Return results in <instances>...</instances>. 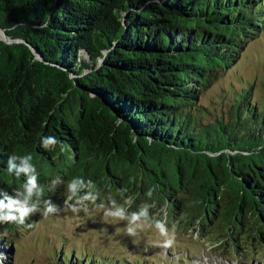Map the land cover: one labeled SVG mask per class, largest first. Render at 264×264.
Segmentation results:
<instances>
[{"label": "trees", "instance_id": "16d2710c", "mask_svg": "<svg viewBox=\"0 0 264 264\" xmlns=\"http://www.w3.org/2000/svg\"><path fill=\"white\" fill-rule=\"evenodd\" d=\"M0 28V253L38 210L99 196L264 244V110L250 87L227 118L198 105L264 0H0Z\"/></svg>", "mask_w": 264, "mask_h": 264}, {"label": "rangeland", "instance_id": "374dc122", "mask_svg": "<svg viewBox=\"0 0 264 264\" xmlns=\"http://www.w3.org/2000/svg\"><path fill=\"white\" fill-rule=\"evenodd\" d=\"M0 38L6 39L2 31ZM249 87L251 102L264 110V29L237 62L201 92L198 105L208 110L203 120L227 118L236 92ZM168 212L167 220L159 223L143 209H125L122 201L101 196L96 203L71 199L38 210L30 226L20 222L7 235L11 244L0 253V264H58L70 251L82 262L94 259L99 264H177L181 257V264H264V244L257 237L239 236L238 249L227 237L216 244L217 231L210 223L194 229L180 218L179 210L171 207ZM166 240H172L168 247Z\"/></svg>", "mask_w": 264, "mask_h": 264}, {"label": "clouds", "instance_id": "9594fccd", "mask_svg": "<svg viewBox=\"0 0 264 264\" xmlns=\"http://www.w3.org/2000/svg\"><path fill=\"white\" fill-rule=\"evenodd\" d=\"M120 213H113V215H119ZM159 231H160V233L161 234H165V229H164V227H163V225H160L159 226ZM172 244V240H166L165 242H164V246L165 247H168V246H170Z\"/></svg>", "mask_w": 264, "mask_h": 264}, {"label": "water", "instance_id": "95a60500", "mask_svg": "<svg viewBox=\"0 0 264 264\" xmlns=\"http://www.w3.org/2000/svg\"><path fill=\"white\" fill-rule=\"evenodd\" d=\"M0 31H2L3 34H4V29L0 28ZM4 35H5L6 39H5V38H0V39H4V40H6V41H10L9 39H7L8 37L6 36V34H4Z\"/></svg>", "mask_w": 264, "mask_h": 264}]
</instances>
